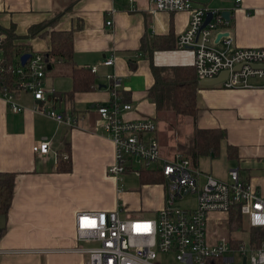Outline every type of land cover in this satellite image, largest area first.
<instances>
[{
    "label": "crops",
    "instance_id": "crops-1",
    "mask_svg": "<svg viewBox=\"0 0 264 264\" xmlns=\"http://www.w3.org/2000/svg\"><path fill=\"white\" fill-rule=\"evenodd\" d=\"M192 1L212 11L231 12L228 31L236 48H264V0ZM149 8L150 0H0V28L14 29L17 38L13 45L20 48V57L47 55L51 50L50 35L29 36L33 26L61 13L53 29L73 31V64L57 58L48 62L46 102L18 93L16 100L26 111L14 113L0 100V173L15 176L6 229L0 239V264H88L87 253L94 244L78 240V213L120 210L123 218L145 213L155 219L166 208L167 198L160 190L164 182L127 192L122 182L108 175L115 146L99 128L97 108L111 100L110 75L121 79V99L133 106L126 120H156L163 157L180 154L188 158L185 149L192 150L195 127L224 130L227 139L221 143L219 156L223 153L230 171L238 170L241 179L264 197V78H253L250 89L200 86L196 122L173 111L159 112L148 98L155 83L152 65L193 67L195 55L177 45L189 29L191 14L152 15ZM110 21L112 27L107 26ZM143 45L154 50L152 55L143 52ZM110 58L115 59L114 65L104 66ZM72 66L85 70L99 67L91 91L70 96ZM54 79L70 80L72 90L56 92ZM35 104L74 115L78 126L58 125L35 113ZM45 141L51 143L50 152L35 153L34 147ZM229 147L236 148L235 158H230ZM62 162L71 163L70 172L59 171ZM193 167L199 170V161ZM213 177L229 181V174ZM143 192L159 197L146 198L144 205ZM218 217L213 215L212 220Z\"/></svg>",
    "mask_w": 264,
    "mask_h": 264
},
{
    "label": "built area",
    "instance_id": "built-area-1",
    "mask_svg": "<svg viewBox=\"0 0 264 264\" xmlns=\"http://www.w3.org/2000/svg\"><path fill=\"white\" fill-rule=\"evenodd\" d=\"M149 12L191 14L189 29L179 37L177 45L180 50L194 53L199 81L217 79L227 72L226 79L217 87L234 90L250 89L253 78H264V69L256 68L264 66V48H236L228 31L231 21L221 12L197 6L192 0H150ZM210 13L213 17L204 27ZM112 24L110 21L107 26ZM218 36H221L219 40ZM7 41L8 36L1 33L0 100L12 112L23 113L26 108L17 102L18 93L30 94L36 102L47 101L48 60L44 54L32 53L23 65L24 55H7ZM221 45L225 48L220 49ZM114 62L110 58L103 65L111 67ZM88 69L93 74L99 72L97 66ZM108 79L111 100L97 108L99 128L115 146L114 163L108 167V175L122 181L126 173L140 178L144 171H160L170 207L160 211L155 219L123 218L120 210L78 213V240L94 244L87 253L88 264H160L161 254L172 255L177 264H264V197L244 182L236 169L229 172V181L223 182L203 174L180 154L163 157L156 120H126L133 106L121 99V79L116 75ZM33 111L67 128H76L79 123L74 115L53 106L42 108L35 104ZM50 150L51 143L47 141L34 147V152L41 155H47ZM191 194L196 195L195 208L173 207L178 199ZM233 211L243 222H230ZM213 215L219 217L212 220ZM220 227L232 235H222ZM2 255L0 251V259Z\"/></svg>",
    "mask_w": 264,
    "mask_h": 264
},
{
    "label": "trees",
    "instance_id": "trees-1",
    "mask_svg": "<svg viewBox=\"0 0 264 264\" xmlns=\"http://www.w3.org/2000/svg\"><path fill=\"white\" fill-rule=\"evenodd\" d=\"M62 14H58L55 19L33 26L29 30V36L35 38L37 36H51V50L45 55L48 62L51 59H60L65 63L73 64V31H56L54 26ZM4 33L8 36L5 49L9 57L14 54L20 56V48L14 46L13 42L17 38L14 29H1L0 34ZM157 46V42L154 43ZM143 52L152 55L154 50L143 45ZM52 65V64H51ZM152 74L154 77V85L148 93V98L152 101L159 112L173 111L176 116L190 117L196 122L198 108V92L201 88L198 82L195 67L175 66V67H157L152 65ZM95 74L84 68H75L72 66L73 91L72 97L78 92H88L93 88ZM196 126V125H195ZM227 139V133L221 129L203 130L195 127L193 133V144L191 150V161L194 166L197 165L201 157L211 156L218 157L220 154L221 143ZM230 158L237 156V150L229 147ZM69 163V164H68ZM59 171L70 172L71 163H63L59 165ZM15 176L9 173H0V216L8 215L12 196L13 184ZM140 182L144 184H157L164 182V178L160 171H144L140 176ZM230 222H243L241 216L237 212H232ZM5 230H0V239L4 235ZM261 233H258V239Z\"/></svg>",
    "mask_w": 264,
    "mask_h": 264
},
{
    "label": "rangeland",
    "instance_id": "rangeland-1",
    "mask_svg": "<svg viewBox=\"0 0 264 264\" xmlns=\"http://www.w3.org/2000/svg\"><path fill=\"white\" fill-rule=\"evenodd\" d=\"M54 89L56 92H60L65 94L66 92H68L71 89V81L68 79H54ZM72 90V89H71ZM70 90V91H71ZM79 112H82L79 108H78ZM185 153L186 156H188V158L191 156V152H190V148L189 149H185ZM199 170L203 173H207V174H212L215 177H221V176H226L229 174V164L227 161V157L224 156V154L222 153L221 156H219L216 160H212L209 157H202L199 159ZM113 177V176H112ZM124 184L125 186V190L127 192H134L135 189H142L141 186V182H140V178L137 175H132L131 173H126L125 175L122 176V181H120ZM158 184V183H157ZM160 190L161 192L164 194V198L166 197L167 199H169L168 197V189L166 187V185H160ZM144 195V196H143ZM143 197L144 200H142V204L146 205L147 204V200L146 198H156L159 197L158 195H153V193H151L149 195L143 192ZM166 195V196H165ZM166 199V205L165 207L169 209V200ZM196 205V195L191 194L187 197H185L183 200L178 199L174 204L173 207L176 209H191L194 208ZM132 219H136V218H153L150 215L147 214H135V216L130 217ZM219 231L222 235L224 236H228L230 237L232 234L230 232L225 231L223 228H219ZM242 237H245V235H242ZM159 263L160 264H177L176 260L174 259L173 256L169 255V254H161L159 256Z\"/></svg>",
    "mask_w": 264,
    "mask_h": 264
},
{
    "label": "water",
    "instance_id": "water-1",
    "mask_svg": "<svg viewBox=\"0 0 264 264\" xmlns=\"http://www.w3.org/2000/svg\"><path fill=\"white\" fill-rule=\"evenodd\" d=\"M223 17L226 20H230L231 19V12L230 11H225L222 13ZM213 15L212 13L209 14L206 23L204 25V27L209 23V21L212 19ZM221 38V36L218 37V40ZM30 55L29 54H25L24 56H22V64L25 65L27 63V61L30 59ZM256 68H260V69H264V66H257ZM228 73L224 72L222 73L217 79H207V80H202L200 82V86L203 87H215L218 84H220L224 79H226ZM6 229V216H0V230H5Z\"/></svg>",
    "mask_w": 264,
    "mask_h": 264
}]
</instances>
